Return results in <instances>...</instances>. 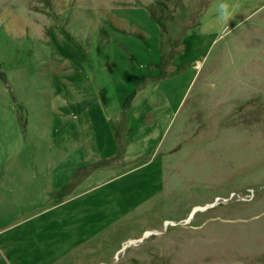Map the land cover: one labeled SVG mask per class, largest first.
Returning a JSON list of instances; mask_svg holds the SVG:
<instances>
[{
  "label": "rangeland",
  "instance_id": "1",
  "mask_svg": "<svg viewBox=\"0 0 264 264\" xmlns=\"http://www.w3.org/2000/svg\"><path fill=\"white\" fill-rule=\"evenodd\" d=\"M0 249L264 264V0H0Z\"/></svg>",
  "mask_w": 264,
  "mask_h": 264
},
{
  "label": "crops",
  "instance_id": "2",
  "mask_svg": "<svg viewBox=\"0 0 264 264\" xmlns=\"http://www.w3.org/2000/svg\"><path fill=\"white\" fill-rule=\"evenodd\" d=\"M115 14H116V12H115ZM116 16H117V18H118V15L116 14ZM119 19V18H118ZM120 20V19H119ZM113 81V83L115 82L114 81V79L112 80ZM116 83V82H115ZM120 83H122V82H118V84H117V86L118 87H120ZM123 84V83H122ZM3 252H2V250L0 249V264H9L8 263V259H7V257L6 256H4V254H2ZM31 264H35V262H31Z\"/></svg>",
  "mask_w": 264,
  "mask_h": 264
}]
</instances>
